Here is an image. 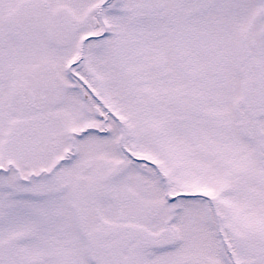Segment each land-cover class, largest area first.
Returning a JSON list of instances; mask_svg holds the SVG:
<instances>
[{"label":"snow or ice","instance_id":"obj_1","mask_svg":"<svg viewBox=\"0 0 264 264\" xmlns=\"http://www.w3.org/2000/svg\"><path fill=\"white\" fill-rule=\"evenodd\" d=\"M0 264H264V0H0Z\"/></svg>","mask_w":264,"mask_h":264}]
</instances>
